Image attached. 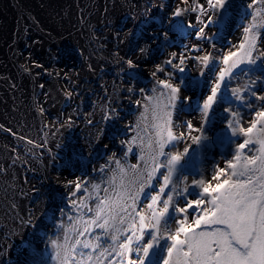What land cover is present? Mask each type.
<instances>
[{"label": "bare ground", "instance_id": "bare-ground-1", "mask_svg": "<svg viewBox=\"0 0 264 264\" xmlns=\"http://www.w3.org/2000/svg\"><path fill=\"white\" fill-rule=\"evenodd\" d=\"M250 4L226 0L223 8H214L209 0H0V264H55L40 254L44 248L53 254L50 241L64 234L60 225L67 227L72 223L68 217L78 215L73 201L87 195H73L72 182L107 186L103 181L116 159L126 168L143 167L140 137L146 145L154 136L147 97L164 92L167 103L170 91L160 87V80L179 88L176 107L167 110L172 132L182 138L165 152L188 148L189 191L194 179H206L231 158L236 144L225 138L238 143L244 137H233L228 122L232 113L244 127L255 119L264 106L257 99L264 96V72L248 71L262 79L256 89L250 85L253 78L233 75L231 86L252 108L239 106L225 91L228 77L207 115L203 104L225 68L224 57L240 50L255 9L264 7ZM259 33L254 57L264 52V28ZM204 56H209L206 65ZM146 77L150 81L144 84ZM145 105L147 121L142 119ZM197 136L199 144L192 140ZM201 162L202 177H197L188 169ZM102 166H107L104 172ZM152 184L156 191L145 192L155 195L163 184L159 172ZM150 202L141 196L139 206L146 209ZM81 211L85 218L92 215Z\"/></svg>", "mask_w": 264, "mask_h": 264}, {"label": "snow or ice", "instance_id": "snow-or-ice-1", "mask_svg": "<svg viewBox=\"0 0 264 264\" xmlns=\"http://www.w3.org/2000/svg\"><path fill=\"white\" fill-rule=\"evenodd\" d=\"M225 2L209 0L214 8H223ZM256 4L264 6V0H251L249 7ZM251 19L244 30L245 43L239 51L224 57L225 68L219 71V80L203 104L205 115L216 102L225 77L233 78L234 69L247 63L256 67L241 72H264V61L256 63L264 52L253 56L259 29L264 28V7L256 8ZM208 60L209 56L202 57L205 65ZM158 83L170 91L167 103L162 100L164 92L147 97L152 105L154 136L149 135L146 145L144 137H140L139 159L143 167L135 164L126 168L116 159L115 169L103 181L107 186L92 183L86 187L87 180L73 181V195H87L79 202L73 201L78 215L75 219L68 217L72 223L67 227L60 225L63 238L50 241L53 254L49 259L55 260V264H264V106L255 112V119L247 127L241 125L237 113H232L233 119L228 122L231 135H242L244 139L237 143L226 137V143L236 144L231 158L223 166L215 167L206 179H194L193 190L189 191L184 159L188 148L165 152L169 144L175 148L173 142L182 138L172 132V113L167 110L176 107L179 88L164 80ZM152 91L155 93L156 89ZM232 94L242 100L240 89H232ZM257 99L264 100V96ZM144 107L142 119L147 121L149 108ZM187 127L191 129L192 125ZM192 140L199 144L201 137ZM131 150L129 145L128 151ZM105 167L100 171L104 172ZM161 168L166 172H160ZM158 172L163 180L159 191L155 195L145 192L146 188L156 191L152 181ZM141 196L151 201L146 209L139 206ZM89 200H95V205H90ZM82 209L92 215L85 218Z\"/></svg>", "mask_w": 264, "mask_h": 264}, {"label": "rangeland", "instance_id": "rangeland-1", "mask_svg": "<svg viewBox=\"0 0 264 264\" xmlns=\"http://www.w3.org/2000/svg\"><path fill=\"white\" fill-rule=\"evenodd\" d=\"M242 14H243V16L248 15V14L243 13V12H242ZM142 32H143V29H142V31L140 32V35L143 34ZM140 35H139V36H140ZM139 36H138V37H139ZM242 43H243V42H242ZM242 43H241V44H242ZM148 60H149V59H148ZM155 60H156V59H154V60L150 59L149 61L152 62V64H153L154 62L157 61V60H156V61H155ZM257 64H258V63H257ZM260 64H261V62H260ZM253 66H254V65H250V66L247 67V63H244V64L240 65L239 68H236V69L233 70V75H235V76H238V75H239L238 77H242V76L245 75V78H248V79H252V78H253V79H252V82H251L250 85H251L252 88H257V87L259 86V83H260V82H258V81H257V82H254V80H255L257 77L254 76L251 72H248V71H247L248 73H247V72H241V69H250V68H252ZM255 67H256V66H255ZM128 78L133 79V78H131V77H128ZM146 78H147V77H146ZM138 79H139L138 77L135 78L133 82H134V83H137V80H138ZM233 80H234V79H233ZM127 81H128V80H127ZM147 81H150V79H149V78H147V79L142 78V79H141V82L144 83V84L147 83ZM230 81H232V80H229V82H230ZM233 82H234V81H232V82L229 84V87H228V91L231 92V94H232V89H234V87L231 86V85H233ZM253 82H254V83H253ZM256 83H257V84H256ZM130 84H132V83H130ZM232 95H233V94H232ZM240 95H241V94H240ZM234 96H235V95H234ZM235 97H236V96H235ZM236 98H237V97H236ZM238 100H240V102H241L242 105L244 104L243 99H242V100H241V99H238ZM130 112H131V111H130ZM131 113H132V112H131ZM118 119L121 121V116H120ZM114 139H115V138H114ZM211 150L214 151V148H211ZM103 160H104V159H103ZM201 165H202V162H201ZM193 168H195L197 171H202V167H201V166H199V167L194 166ZM195 190H196V189H195ZM49 233H50V231L48 232L47 235H49ZM38 246H41V245H38ZM44 247H46V246H44ZM44 250H45V251H44ZM47 252H48V254H47ZM49 254H51V253L48 251V249L44 248V249H43V253L40 254V255H41V256H44L45 258H48V259H49V257H50Z\"/></svg>", "mask_w": 264, "mask_h": 264}]
</instances>
